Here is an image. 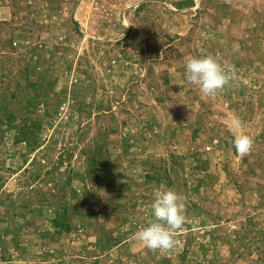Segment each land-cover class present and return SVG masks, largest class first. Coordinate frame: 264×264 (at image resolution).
Listing matches in <instances>:
<instances>
[{
	"label": "rangeland",
	"instance_id": "1",
	"mask_svg": "<svg viewBox=\"0 0 264 264\" xmlns=\"http://www.w3.org/2000/svg\"><path fill=\"white\" fill-rule=\"evenodd\" d=\"M179 1L0 0V100L40 76L28 95L53 90L29 111L3 104L4 264H264V0ZM209 54L233 68L214 97L185 78L187 59ZM25 121L31 142L16 144ZM80 128L104 138L100 168L87 170L81 144L57 161ZM240 133L254 140L244 157ZM167 189L187 220L174 250L153 251L134 233ZM64 207L69 231L54 225Z\"/></svg>",
	"mask_w": 264,
	"mask_h": 264
},
{
	"label": "clouds",
	"instance_id": "2",
	"mask_svg": "<svg viewBox=\"0 0 264 264\" xmlns=\"http://www.w3.org/2000/svg\"><path fill=\"white\" fill-rule=\"evenodd\" d=\"M232 73L230 64L221 62L210 54L189 57L185 65L186 80L198 86L199 91L206 97L221 93L229 84ZM234 123L242 126L238 117ZM233 144L236 152L244 157L251 153L254 140L251 136L240 133L235 135ZM151 209L153 220L147 226L139 228L134 233V238L150 250L170 252L176 247L175 233L183 230L187 220L184 197L172 189L159 190L155 194ZM2 256L5 260L3 253Z\"/></svg>",
	"mask_w": 264,
	"mask_h": 264
},
{
	"label": "trees",
	"instance_id": "3",
	"mask_svg": "<svg viewBox=\"0 0 264 264\" xmlns=\"http://www.w3.org/2000/svg\"><path fill=\"white\" fill-rule=\"evenodd\" d=\"M193 3V0H182L179 1L178 3H176V7L177 8H182V7H188L191 6ZM8 44H12L10 39L8 41ZM11 51H13V47L11 46ZM14 57V56H13ZM3 66H6V63L3 64ZM28 74V69L26 68L24 70V76H27ZM19 75V74H18ZM21 75V74H20ZM23 75V73H22ZM42 78V79H41ZM19 81V79H18ZM17 81V86L19 84V82ZM42 81V82H41ZM41 82V85H44V79L43 77H39L38 80L34 81V82H28V85H21L23 87V89L21 88V95L16 94L17 92L10 91L7 94L9 95H2V98L0 100V112H9V119L4 118V120L2 122L5 123L4 127L0 128V146H3V143L5 142L4 139L7 138V132L13 125H12V118L13 117V113L12 111L8 108V107H4V103H7L8 105H22L21 108H24L26 110L28 109H32L35 106H37V104H39L40 102H47V97L50 95L52 90V87H48L47 85H45V88H43V91L41 92H36L34 94H29V89L36 87L39 83ZM27 88V90L25 88ZM24 94V95H23ZM8 96L12 97V99L14 100V102L12 103V99L9 98ZM20 100H19V99ZM3 101V102H2ZM111 107H109L108 105H101L98 108V111L101 113H105L108 109H110ZM29 111V110H28ZM58 112V111H57ZM91 111L87 112V115L90 114ZM46 115H48V112L46 113ZM35 118V117H34ZM33 122L36 124L37 128L36 132L32 138V140H36L38 133H39V129H40V121L35 118L33 120ZM15 127H17V132L12 136V140L14 143L19 144L20 142H25V144L28 142L30 144L31 141L27 140V136L26 133L28 132L27 129V121L23 122L21 125H15ZM81 129V128H80ZM112 131H115V129H113ZM103 137V136H102ZM77 141H75V145L73 146H69L66 150L62 149V152L59 153V159L57 160L59 163H62L64 161V159H66L67 161L71 159L73 152L71 151L72 149H74L76 146L80 145L81 146L78 148V152L81 156H83L84 161H85V166L87 167V170H94L95 168H100V166L102 165V161L104 160V156H106L108 154L107 152V148L105 147V140H103L104 138H102L101 140H96L95 137L89 138L88 137V130L87 129H81L80 132L78 133V137L76 138ZM95 140L97 142H95ZM37 141V140H36ZM35 141V142H36ZM37 145V143H36ZM34 146V144H33ZM233 150L236 151L234 145H233ZM56 161V160H55ZM54 164L56 166L59 165L58 162H55ZM44 174H48V171H44ZM36 175L33 174V178L35 179ZM2 176L0 175V180H2ZM36 180V179H35ZM69 180V177H68ZM3 181V180H2ZM31 182V180H30ZM30 182L28 183L27 187L30 186ZM38 182L35 183V185H37ZM34 184V183H33ZM32 187H34V185L31 184ZM1 187V184H0ZM31 187V188H32ZM35 188V187H34ZM67 213V209L66 207H64L62 209V215H63V219H56L54 221V225L64 231H69L70 226L68 221V217L66 215ZM169 259H165L164 262H166L165 264H168Z\"/></svg>",
	"mask_w": 264,
	"mask_h": 264
},
{
	"label": "built area",
	"instance_id": "4",
	"mask_svg": "<svg viewBox=\"0 0 264 264\" xmlns=\"http://www.w3.org/2000/svg\"><path fill=\"white\" fill-rule=\"evenodd\" d=\"M5 263V260L2 256V253L0 252V264H4Z\"/></svg>",
	"mask_w": 264,
	"mask_h": 264
}]
</instances>
